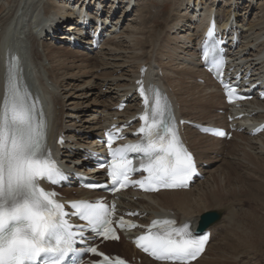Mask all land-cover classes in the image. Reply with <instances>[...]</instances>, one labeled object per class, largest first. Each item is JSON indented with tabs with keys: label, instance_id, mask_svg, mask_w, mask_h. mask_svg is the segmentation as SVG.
Instances as JSON below:
<instances>
[{
	"label": "bare ground",
	"instance_id": "1",
	"mask_svg": "<svg viewBox=\"0 0 264 264\" xmlns=\"http://www.w3.org/2000/svg\"><path fill=\"white\" fill-rule=\"evenodd\" d=\"M155 1L171 3L164 36L156 25H149L151 6ZM254 1L247 0L245 5L243 0H227V3L226 0L224 3L222 0H138V3L136 0H0V104L5 78L2 57L5 54L3 50L8 47L17 50L29 89L43 103L41 106L49 126L48 138L54 141L58 134H64L66 138L64 147L54 153L67 168L76 171H81L86 165L81 157L82 149L99 147L95 137L100 135L110 119L130 118L136 111L131 87L138 78L140 67L145 65L146 79L156 80L159 87L169 93L174 110L180 117L225 126L226 115L214 113V110L226 105L218 86L200 66L195 41L213 17L219 29H226L230 34L229 57L245 72L250 70L254 80H264V6H261L259 12L263 13L260 15L258 12L256 22L244 23L245 13H240L241 9L251 10ZM133 8V16L125 19V12ZM128 19L130 23L121 31L122 24ZM87 22L95 24L90 25L92 29L97 28L100 22L109 35L103 39L100 49L92 53L83 48H71L75 40L81 41L84 37L87 30H83L81 24ZM233 33L235 44L231 38ZM57 39L60 42L55 41ZM85 43L90 41L86 40ZM86 60L89 64L94 63L96 68L89 76L95 81V87H99L98 91H93V86L87 88L81 81L79 84L70 82L77 81L78 76L83 77L81 74L87 72L85 69L88 66H84ZM198 78L203 79V83L197 82ZM102 87H106L102 92L104 95L99 93ZM90 97L95 106L93 113L81 107H87ZM121 98H126L128 104L123 111L116 112L113 106ZM242 107L253 114L235 121L245 129L235 132L234 138L245 141L252 151L259 150L258 154L262 153L264 162V131L250 136L246 128L264 121V99H252ZM184 135L199 165H202L205 179L194 182L188 190L143 194L136 200L129 192H124L119 205L140 209L146 213V221L171 210L179 221L190 220L194 227L204 210L213 209L209 211L218 213L217 220L208 227L212 234L204 253L189 264L206 261L215 236L221 232L219 230H223V233L216 244L217 256L209 258L207 264H217L230 255L233 258L241 248L248 249L258 243L264 247V211L260 214L246 209L244 214L237 217L226 204L233 197L226 198L234 195L235 191L229 190L231 193L226 194L228 191L225 189L229 183L233 189L235 186L256 184L259 175L264 172V167L259 164L264 163L256 156L251 155V158V152L246 153L248 157L244 158L243 150L234 155L227 151L234 159L229 163V170L223 169L212 176L215 169L210 165L220 153L219 144L226 140L198 134L188 127H185ZM234 146L245 148L238 142ZM205 163L209 165L207 168L203 166ZM233 164L234 169L243 167L242 175L230 172ZM210 176L213 177L211 183ZM194 189H197L196 194L193 193ZM76 192L83 197L95 195L80 189H76ZM110 245L111 253L120 251L128 257L135 253L123 240ZM141 257L140 264H168L154 262L143 255Z\"/></svg>",
	"mask_w": 264,
	"mask_h": 264
},
{
	"label": "snow or ice",
	"instance_id": "2",
	"mask_svg": "<svg viewBox=\"0 0 264 264\" xmlns=\"http://www.w3.org/2000/svg\"><path fill=\"white\" fill-rule=\"evenodd\" d=\"M211 34L212 29L209 30ZM18 72L21 73L19 78ZM137 83L141 85L140 94L145 102V112L139 117L144 124L138 129V134L143 135L135 143L112 148L114 134H107L111 157L107 174L111 178L112 187L119 190L129 183L152 191L187 187L196 173L195 162L180 140L170 104L158 89L150 86L149 91L154 92L155 101L149 109L142 81ZM46 134L47 121L43 111L38 108V101L32 100L23 84L18 60L12 57L6 70L5 94L0 104V203L22 196L39 200L46 209L47 236L56 237L54 246L47 239L44 241L46 247L34 254L26 253L29 264H41V257L45 254H53L56 258L43 260V264H60L76 242V234L69 230L65 220L64 206L51 198L55 193L45 192L38 187V181L42 178L52 180L53 183L67 179L47 149ZM218 134L224 135L223 132ZM130 153L142 155L134 161L129 158ZM136 163L147 172V176L142 180L130 181L129 175L137 171ZM72 208L99 236L104 239L118 238L111 220L114 205L110 210L100 200L79 201L74 202ZM118 224L121 228L138 226L123 219ZM208 239L207 234L194 233L189 222L176 227L175 220L163 219L153 220L147 234L137 237L135 243L157 260L188 264V261L196 259L204 251ZM88 251L96 253L97 249L92 247ZM99 255L103 257L101 264H113L103 253ZM115 264H125V261L116 258Z\"/></svg>",
	"mask_w": 264,
	"mask_h": 264
},
{
	"label": "rangeland",
	"instance_id": "3",
	"mask_svg": "<svg viewBox=\"0 0 264 264\" xmlns=\"http://www.w3.org/2000/svg\"><path fill=\"white\" fill-rule=\"evenodd\" d=\"M222 1L224 3V0H222ZM243 1L247 2V0H243ZM246 2L244 3L245 5H246ZM136 3H138V0H136ZM226 3H227V0H226ZM256 4H258V5H256ZM133 5H134V7L136 6L135 4H133ZM261 6H264V0H255L254 1V7L251 10H250V8L247 9V11L241 9L242 11L240 10V13L241 14L245 13V17H246V20H244V23H249V21H254V22L258 21L257 15H258V12H259ZM129 9H131V7ZM129 9H128V11L125 12L127 14L124 16L125 19L133 16L134 8H133V10H129ZM170 10H171V3L169 1H164L163 4L160 3L159 1H155L152 3V6H151V13L152 14L149 17V21H150L149 25L150 26L156 25V28L158 29V31L160 33L163 34V36L165 35L166 30H167L166 23L170 19V14H171ZM254 12L257 14H255ZM259 13L261 15V13H263V11H261ZM240 21H241V19H240ZM128 22H129V19L127 21L126 20L124 21V23L122 24L121 31H123V28L125 29ZM63 28H65V26ZM121 39L124 40V37H122ZM55 41L60 42L59 39H57ZM55 41H54V44L59 46V44H56ZM48 42L50 43L51 40H48ZM60 46H63V45L61 44ZM81 64H82V61H81ZM84 64H85L84 65L85 68L88 66L87 70L85 69V71H87L88 73L85 72L84 74H81L83 77L78 76L76 79L77 81H70V82L74 83V84H79L81 81V82H83L82 83L83 85H85L86 87L88 86L87 88H90L93 86V91H98L99 87H97V88L95 87V81H93L91 79V77L89 76L91 74L90 72H94L96 70L94 63L89 64L86 60V62L84 61ZM86 73H87V75H86ZM198 82L201 83V80L200 81L198 80ZM105 89H106V87H102L101 90H99V93L104 95L105 93H102V92H104ZM81 107L83 108V110H87L88 113H93L95 110L94 109L95 106L92 102L91 97L89 98V102H88L87 107L86 106H85V108L83 106H81ZM222 110L223 109L218 108V110H214V113L221 115ZM235 142H238L240 144L245 145V148L244 149H239L238 147L236 148L234 146ZM219 146H221V147H218L220 153H219L218 157L216 158V160H214L212 162V164L210 165L212 167V169H215L212 173V176L218 175L220 173V171L223 169L229 170V168H228L229 163L231 161H233L234 159L231 157L230 154L227 153V151H231V154L234 155L235 153H238V152L241 153V150H243L244 151V155H243L244 158L248 157V155H246V153L249 154L251 152V154H249L250 157H251V155H253L262 161V156H263L262 153L258 154L259 150H255V151L250 150V147L247 146L245 141H242L240 138L235 139L233 137L231 140L226 141L225 143L219 144ZM223 148H224V150L222 151ZM240 156H241V154H240ZM249 160H251V159H249ZM223 161L224 162L226 161V162L224 163ZM259 165L264 167V165H262V164H259ZM218 166H219V169H218ZM242 171H244L243 167L240 168V166H237L234 169V164L231 166V170H230L231 173H238V174L242 175L243 174ZM212 176H210V178H209L210 183L212 182V179H213ZM231 185L232 184L229 183L225 186V189L228 191L226 194L231 193V192H229V190H234L235 196L229 195L226 199H228L230 197H233V198H232V200L227 201L226 204L228 205V208H232L235 211V214L237 217H238V215L244 214V211L246 209H250L251 211L253 210L254 212L263 214V211H264V172L261 175H259V180L257 181L256 184H251V185L246 186V187H241V186L236 187L235 186L234 189L231 187ZM193 193L196 194L197 189L196 190L194 189ZM218 201H220V199H218ZM212 208H215V207H212ZM209 210H213V209H207V210H204L203 212L209 211ZM219 231H221V232L215 236L212 247L207 252L208 254H207L206 261L204 260V261L200 262L199 264H207V262L209 261V258H215L217 256L218 249H216V244L221 239V236L223 233L222 232L223 230H219ZM263 251H264V247L260 246V244L258 243L257 245H254V247H251L248 249H245V248L239 249L236 252V254H234L233 258L230 255V256L226 257L225 259H223V261H219V263H217V264H245L246 261L248 262V263L246 262V264H264V252Z\"/></svg>",
	"mask_w": 264,
	"mask_h": 264
},
{
	"label": "clouds",
	"instance_id": "4",
	"mask_svg": "<svg viewBox=\"0 0 264 264\" xmlns=\"http://www.w3.org/2000/svg\"><path fill=\"white\" fill-rule=\"evenodd\" d=\"M45 214L41 202L27 196L0 203V264H29L26 253L46 247Z\"/></svg>",
	"mask_w": 264,
	"mask_h": 264
},
{
	"label": "water",
	"instance_id": "5",
	"mask_svg": "<svg viewBox=\"0 0 264 264\" xmlns=\"http://www.w3.org/2000/svg\"><path fill=\"white\" fill-rule=\"evenodd\" d=\"M218 218V215L215 212H206L201 215V220L198 226V229L201 231L211 222L215 221Z\"/></svg>",
	"mask_w": 264,
	"mask_h": 264
}]
</instances>
